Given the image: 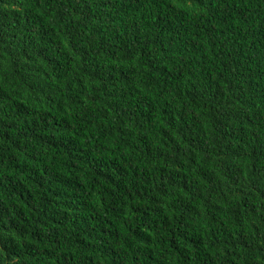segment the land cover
<instances>
[{
  "label": "trees",
  "instance_id": "obj_1",
  "mask_svg": "<svg viewBox=\"0 0 264 264\" xmlns=\"http://www.w3.org/2000/svg\"><path fill=\"white\" fill-rule=\"evenodd\" d=\"M0 264H264V0H0Z\"/></svg>",
  "mask_w": 264,
  "mask_h": 264
}]
</instances>
